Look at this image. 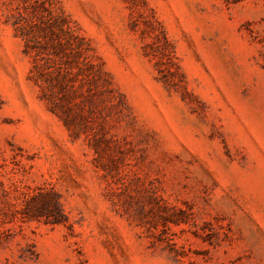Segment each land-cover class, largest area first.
<instances>
[{"label": "rangeland", "instance_id": "rangeland-1", "mask_svg": "<svg viewBox=\"0 0 264 264\" xmlns=\"http://www.w3.org/2000/svg\"><path fill=\"white\" fill-rule=\"evenodd\" d=\"M0 102V264H264V0H0Z\"/></svg>", "mask_w": 264, "mask_h": 264}, {"label": "trees", "instance_id": "trees-1", "mask_svg": "<svg viewBox=\"0 0 264 264\" xmlns=\"http://www.w3.org/2000/svg\"><path fill=\"white\" fill-rule=\"evenodd\" d=\"M25 17L26 15H24V13H20L14 25L19 35L25 41L24 52L32 59L33 66L31 72L36 81L42 85L43 97L50 102L52 111L56 112L57 104L54 101L53 89L56 87V84L61 83L59 80L60 76H62V78L63 76L65 78L69 77L68 71L65 75L61 74L60 70L62 64L59 63L60 60L58 58L59 50L64 51L66 44H63V39H58L59 36L55 33L57 28L59 30V25L56 23L49 24L47 27L37 25L38 30L35 31L33 28L36 27V25L34 27L31 26V22ZM62 30L63 29H61V33ZM47 31H49V35ZM63 33H65L64 30ZM54 38H56V40H54ZM80 40L85 42L84 37H80ZM80 40H78L76 51L73 50V62L67 65L68 68L76 65L79 66L78 61L82 55L81 48H79Z\"/></svg>", "mask_w": 264, "mask_h": 264}]
</instances>
